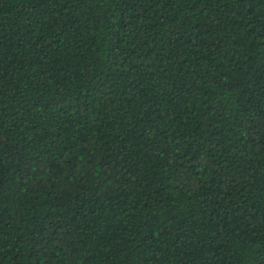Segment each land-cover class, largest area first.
I'll list each match as a JSON object with an SVG mask.
<instances>
[{
    "label": "trees",
    "instance_id": "1",
    "mask_svg": "<svg viewBox=\"0 0 264 264\" xmlns=\"http://www.w3.org/2000/svg\"><path fill=\"white\" fill-rule=\"evenodd\" d=\"M0 264H264V0H0Z\"/></svg>",
    "mask_w": 264,
    "mask_h": 264
}]
</instances>
